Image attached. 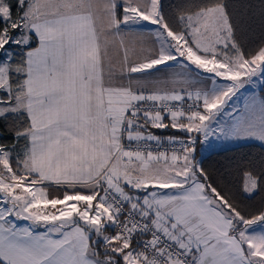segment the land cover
I'll return each mask as SVG.
<instances>
[{
	"label": "snow or ice",
	"instance_id": "snow-or-ice-1",
	"mask_svg": "<svg viewBox=\"0 0 264 264\" xmlns=\"http://www.w3.org/2000/svg\"><path fill=\"white\" fill-rule=\"evenodd\" d=\"M168 7L0 0V264H264V206L196 158L214 135L264 145V99L228 110L264 77V0L254 47L250 4ZM240 191L264 193V154Z\"/></svg>",
	"mask_w": 264,
	"mask_h": 264
},
{
	"label": "trees",
	"instance_id": "trees-1",
	"mask_svg": "<svg viewBox=\"0 0 264 264\" xmlns=\"http://www.w3.org/2000/svg\"><path fill=\"white\" fill-rule=\"evenodd\" d=\"M165 4V11H170L169 5L175 4L178 0H162ZM228 3L234 8L243 11L241 5L250 4L253 7L250 11L253 13L252 31L249 34L250 44L254 47L260 38V9L261 0H228ZM260 92L264 95V77L261 81ZM156 134L166 137L168 135L181 136L182 133L169 130H154ZM10 142V141H9ZM264 154V146L256 142H247L212 151L200 158L205 169L209 172L212 180L221 188L230 189L235 198L245 207L247 211L254 212L264 206V193H258L252 199H245L241 194L242 170L250 159L258 158Z\"/></svg>",
	"mask_w": 264,
	"mask_h": 264
},
{
	"label": "rangeland",
	"instance_id": "rangeland-1",
	"mask_svg": "<svg viewBox=\"0 0 264 264\" xmlns=\"http://www.w3.org/2000/svg\"><path fill=\"white\" fill-rule=\"evenodd\" d=\"M155 26L148 25L147 28H152ZM263 77L254 78V82L251 85H246L245 88L241 89L233 100L230 101L228 110L232 112L233 117L239 116L244 109L245 101L250 100L252 97H255L257 100L264 99V95L260 92L261 81ZM220 83H226L225 81L220 80ZM225 122H231L228 116H224L221 118V124ZM249 141L254 140H232V139H224L223 137L218 138L217 136L210 137V143L201 144L198 143L196 158L200 160V158L212 151L221 150L225 148H230L232 146H236L239 144L247 143ZM258 142V141H256ZM260 143V142H259ZM264 146V145H262ZM27 222V221H25ZM30 222H28L29 224ZM44 229L43 227H39Z\"/></svg>",
	"mask_w": 264,
	"mask_h": 264
},
{
	"label": "crops",
	"instance_id": "crops-1",
	"mask_svg": "<svg viewBox=\"0 0 264 264\" xmlns=\"http://www.w3.org/2000/svg\"><path fill=\"white\" fill-rule=\"evenodd\" d=\"M140 30L143 31V32H145L147 34V33H150L152 31H154L155 30V27H152V28H144V29H140ZM160 67L163 70L160 71V72H155L154 75H153V77H152V79L155 80V81H159L161 87H164V86L171 87L172 86L171 85V81L173 79H177V80L180 79V76H179L180 69H179V67H176V66L169 67V68H164V66H160ZM165 81L168 82L167 85H165V83H164ZM249 142H256V141H249ZM256 143H259V142H256ZM196 153H197V151H196ZM167 191H171V190H167ZM17 223H18L19 226H24V225L28 224V222H25V221H17ZM36 231L42 232V231H44V229L37 228Z\"/></svg>",
	"mask_w": 264,
	"mask_h": 264
},
{
	"label": "built area",
	"instance_id": "built-area-1",
	"mask_svg": "<svg viewBox=\"0 0 264 264\" xmlns=\"http://www.w3.org/2000/svg\"><path fill=\"white\" fill-rule=\"evenodd\" d=\"M171 147H179V145H168L167 142H164L162 147L160 148V150H166V149H169ZM154 150H155V145H154Z\"/></svg>",
	"mask_w": 264,
	"mask_h": 264
}]
</instances>
